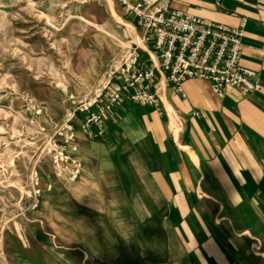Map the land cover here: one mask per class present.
<instances>
[{"label":"crops","instance_id":"crops-1","mask_svg":"<svg viewBox=\"0 0 264 264\" xmlns=\"http://www.w3.org/2000/svg\"><path fill=\"white\" fill-rule=\"evenodd\" d=\"M167 11L230 27L244 19L238 64L260 91L219 98L207 81L188 79L178 92L157 76L159 110L123 98L102 136L78 132L79 191L93 215L75 243L99 245L111 229L110 244L126 248L112 258L120 264H264V0H171ZM140 51L142 66L156 65Z\"/></svg>","mask_w":264,"mask_h":264},{"label":"rangeland","instance_id":"rangeland-1","mask_svg":"<svg viewBox=\"0 0 264 264\" xmlns=\"http://www.w3.org/2000/svg\"><path fill=\"white\" fill-rule=\"evenodd\" d=\"M128 3L0 0V264L36 255L44 264L121 263L112 258L126 248L110 244L111 229H102L99 245L75 243L86 235L79 226L93 215L92 198L79 191L82 176L69 182L47 150L70 124L80 158L78 103L87 106L118 76L130 47L142 57Z\"/></svg>","mask_w":264,"mask_h":264},{"label":"built area","instance_id":"built-area-1","mask_svg":"<svg viewBox=\"0 0 264 264\" xmlns=\"http://www.w3.org/2000/svg\"><path fill=\"white\" fill-rule=\"evenodd\" d=\"M126 12L135 17L142 30V43L156 58V65L142 66L137 47H130L128 58L121 64L117 77L110 78L98 95L87 106L79 102L77 109L84 116L80 131L87 138L102 136L103 119L123 98L129 102L160 109L156 91V77L178 92L188 79L207 81L211 91L219 98L227 88H235L243 94L260 91L258 75L239 66L242 54V38L245 20L230 27L213 23L178 11L168 12V0H128ZM218 6L221 0H208ZM150 59V58H149ZM110 92L102 97V92ZM97 106L94 113H89ZM61 144L53 140L48 148L54 163L60 164L69 182H76L82 170L77 157L76 133L70 124L58 131ZM35 197L38 191L34 193ZM38 201L35 200L34 207Z\"/></svg>","mask_w":264,"mask_h":264},{"label":"bare ground","instance_id":"bare-ground-1","mask_svg":"<svg viewBox=\"0 0 264 264\" xmlns=\"http://www.w3.org/2000/svg\"><path fill=\"white\" fill-rule=\"evenodd\" d=\"M142 47L144 48V45H142Z\"/></svg>","mask_w":264,"mask_h":264}]
</instances>
